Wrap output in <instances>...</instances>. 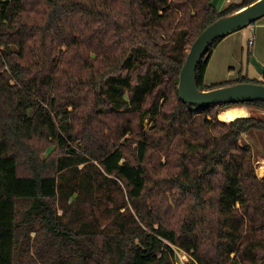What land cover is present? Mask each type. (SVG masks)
Wrapping results in <instances>:
<instances>
[{
  "label": "trees",
  "instance_id": "obj_1",
  "mask_svg": "<svg viewBox=\"0 0 264 264\" xmlns=\"http://www.w3.org/2000/svg\"><path fill=\"white\" fill-rule=\"evenodd\" d=\"M255 1L0 0V264H178L174 247L186 264H264L244 140L264 137V101L197 110L177 90L198 34ZM221 39L197 88L264 84L204 83ZM234 106L250 114L218 118Z\"/></svg>",
  "mask_w": 264,
  "mask_h": 264
},
{
  "label": "water",
  "instance_id": "obj_2",
  "mask_svg": "<svg viewBox=\"0 0 264 264\" xmlns=\"http://www.w3.org/2000/svg\"><path fill=\"white\" fill-rule=\"evenodd\" d=\"M262 15H264V0H256L241 10L215 20L198 34L186 51V58L178 76L177 90L183 102L195 105V109H202L222 102L264 101L263 83L237 82L207 90L198 89L195 83L197 65L212 42L218 37H224L252 24ZM249 63L258 73L264 72V64H261L255 56H250Z\"/></svg>",
  "mask_w": 264,
  "mask_h": 264
},
{
  "label": "crops",
  "instance_id": "obj_3",
  "mask_svg": "<svg viewBox=\"0 0 264 264\" xmlns=\"http://www.w3.org/2000/svg\"><path fill=\"white\" fill-rule=\"evenodd\" d=\"M231 2L239 3L241 0H215V5L218 9H222ZM252 35L254 41L252 45H249L247 40ZM245 41L246 45L244 46ZM249 51L261 64H264V15L245 28L222 37L214 47L207 62L204 83L207 85L215 83L228 84L235 82L239 73L246 74L253 79L262 78L263 73H258L247 61ZM262 173L264 172L260 174L257 172V175L261 176Z\"/></svg>",
  "mask_w": 264,
  "mask_h": 264
},
{
  "label": "rangeland",
  "instance_id": "obj_4",
  "mask_svg": "<svg viewBox=\"0 0 264 264\" xmlns=\"http://www.w3.org/2000/svg\"><path fill=\"white\" fill-rule=\"evenodd\" d=\"M243 44L245 46L246 45V41ZM258 80H262V78L260 77V78H258ZM196 109L198 110V108H196ZM249 114H250V111H249ZM254 114L258 115V116H260V117H262L264 119V112L263 111L262 112L261 111H255ZM147 121L148 120L146 119V122ZM256 135H258V137H255V138H251V137H247L246 138L245 137L244 140L246 142H248L252 146V148L254 150V153H255V171H256V174H257V172L260 174L261 172H264V170L263 171L262 170L259 171V167H262V166L264 167V137L259 136V134H256ZM263 174L264 173H262V175ZM34 236H35V232H30L29 233V244L31 243V241H32ZM23 249L26 250L27 247L24 246ZM174 249H175V252H179L181 254V256H182L181 259H177V260H179V263H181V261H183L184 264H186L189 256L187 254H185L184 252H182L180 249L176 248V247H174ZM183 255H185V256H183Z\"/></svg>",
  "mask_w": 264,
  "mask_h": 264
},
{
  "label": "bare ground",
  "instance_id": "obj_5",
  "mask_svg": "<svg viewBox=\"0 0 264 264\" xmlns=\"http://www.w3.org/2000/svg\"><path fill=\"white\" fill-rule=\"evenodd\" d=\"M248 115H249V111H248V108H246L245 106H234V107H228V108L221 110L218 113V118L222 121L228 122L237 117L248 116ZM261 170L262 171L264 170L263 166L259 167V171Z\"/></svg>",
  "mask_w": 264,
  "mask_h": 264
},
{
  "label": "built area",
  "instance_id": "obj_6",
  "mask_svg": "<svg viewBox=\"0 0 264 264\" xmlns=\"http://www.w3.org/2000/svg\"><path fill=\"white\" fill-rule=\"evenodd\" d=\"M253 41H254V36L252 35V36H250L249 38H248V40H247V43L249 44V45H252L253 44ZM176 254H177V259H181V254L179 253V252H176ZM183 256H185V255H183ZM177 263L178 264H184V262L183 261H181V263H179V260H177Z\"/></svg>",
  "mask_w": 264,
  "mask_h": 264
}]
</instances>
